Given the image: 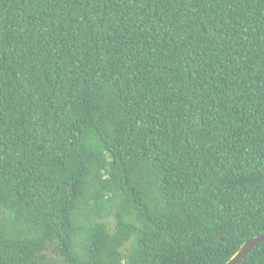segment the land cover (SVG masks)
Here are the masks:
<instances>
[{"label": "trees", "instance_id": "obj_1", "mask_svg": "<svg viewBox=\"0 0 264 264\" xmlns=\"http://www.w3.org/2000/svg\"><path fill=\"white\" fill-rule=\"evenodd\" d=\"M263 232L264 0H0V264H223Z\"/></svg>", "mask_w": 264, "mask_h": 264}, {"label": "water", "instance_id": "obj_2", "mask_svg": "<svg viewBox=\"0 0 264 264\" xmlns=\"http://www.w3.org/2000/svg\"><path fill=\"white\" fill-rule=\"evenodd\" d=\"M223 240V238H220ZM264 242V232L244 241L236 252L223 264H239L259 243Z\"/></svg>", "mask_w": 264, "mask_h": 264}, {"label": "rangeland", "instance_id": "obj_3", "mask_svg": "<svg viewBox=\"0 0 264 264\" xmlns=\"http://www.w3.org/2000/svg\"><path fill=\"white\" fill-rule=\"evenodd\" d=\"M62 264H65V263H62Z\"/></svg>", "mask_w": 264, "mask_h": 264}]
</instances>
